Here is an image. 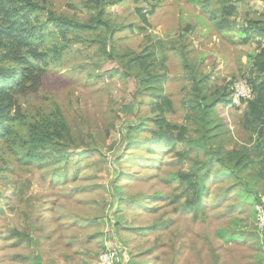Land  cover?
<instances>
[{
  "label": "rangeland",
  "instance_id": "374dc122",
  "mask_svg": "<svg viewBox=\"0 0 264 264\" xmlns=\"http://www.w3.org/2000/svg\"><path fill=\"white\" fill-rule=\"evenodd\" d=\"M93 1L36 0L47 65L0 136V264H95L106 234L123 264H264V179L253 172L264 131L244 126L245 102L218 100L235 81L264 80L251 60L264 0ZM99 16L98 30L56 28ZM150 48L164 78L154 92L127 68ZM53 123L62 140L28 160L32 132ZM161 129L169 149L145 143ZM196 168L210 177L193 213L175 177Z\"/></svg>",
  "mask_w": 264,
  "mask_h": 264
},
{
  "label": "trees",
  "instance_id": "16d2710c",
  "mask_svg": "<svg viewBox=\"0 0 264 264\" xmlns=\"http://www.w3.org/2000/svg\"><path fill=\"white\" fill-rule=\"evenodd\" d=\"M119 0H99L92 3L98 4L102 9L106 3H117ZM253 1V0H242ZM262 1V0H259ZM40 6L36 0H0V136L7 128L8 123L12 117H19L21 107L17 98L26 93H35L45 75V67L47 65L46 57L48 53L42 50L45 43L44 24H38V17L40 13ZM233 7H229L222 11V14H232ZM50 17H52L50 15ZM213 17V16H212ZM48 22H55V19L49 18ZM96 24V25H95ZM95 24L92 22L82 24H70L64 22L56 25L61 32L71 30L72 28H80L84 30H98L99 24H108L100 16L95 18ZM225 26L222 23L217 25L218 30H222ZM256 33L264 40V27L254 26ZM161 41H156L155 44H161ZM261 45V43H260ZM259 52L251 60L254 63L255 71L264 78V43L258 47ZM185 56V53H183ZM156 58L153 48L145 50L134 56L128 61V69H137V72L143 74V77L138 78V86L141 90L146 92H154L159 90L158 86L164 79L157 73ZM124 72L123 69H120ZM192 80L196 81L193 74ZM253 90V97L251 100L244 103L245 111L241 118L244 126L252 131H258L262 137L264 131V80L256 82L254 79L247 80ZM198 85L199 83L196 82ZM154 93H151L153 95ZM229 91L226 100L220 97L219 102H223L224 106L230 101ZM215 106V101L206 105L203 109L206 117H208V125L210 126V115ZM205 127V125H204ZM66 128L60 123H53L47 130H37L32 132L33 138L32 148L27 152L26 158H35L36 152L40 148H46L50 145H58L62 140V132ZM136 130L131 128L130 131ZM151 142L153 145L163 146L169 149L173 146V140L170 136L163 132V130L151 131L149 139H145V143ZM189 145H194L196 148H204L202 145L188 142ZM62 160H66V155H61ZM241 163V161H240ZM263 171L254 170V176L264 179V159L260 161ZM210 162H204L203 168H208ZM253 161H248L247 166L243 169H251ZM209 173L203 169H193L189 173H182L175 177L179 184H183L186 196L183 203V208L190 212L197 213L202 210V195L205 191L204 182L209 180ZM195 196V197H193ZM191 198V200H187Z\"/></svg>",
  "mask_w": 264,
  "mask_h": 264
},
{
  "label": "built area",
  "instance_id": "2783aa9c",
  "mask_svg": "<svg viewBox=\"0 0 264 264\" xmlns=\"http://www.w3.org/2000/svg\"><path fill=\"white\" fill-rule=\"evenodd\" d=\"M230 92V106H239L242 102L249 101L253 97L252 87L245 80L235 81ZM123 262L122 246L119 243L113 244L111 236L106 234L95 264H123Z\"/></svg>",
  "mask_w": 264,
  "mask_h": 264
}]
</instances>
